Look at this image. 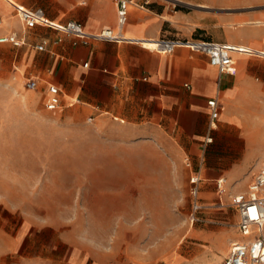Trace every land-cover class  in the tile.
<instances>
[{"label":"rangeland","instance_id":"rangeland-1","mask_svg":"<svg viewBox=\"0 0 264 264\" xmlns=\"http://www.w3.org/2000/svg\"><path fill=\"white\" fill-rule=\"evenodd\" d=\"M13 1L66 19L84 8V0L8 5ZM151 2L146 9L171 20L162 37L168 39L218 40L226 25L250 26L253 16H264V0H216L220 5L211 8L200 6L206 0ZM0 16L7 22L0 34L12 27L22 32L13 8ZM37 32L26 36L35 39ZM263 32L256 38L264 43ZM28 50L0 45V264H213L226 256L238 219L216 182L204 186L207 208L193 223L190 176L198 168H187L186 158L175 162L142 140L134 145L140 156H132L98 130H54L42 98L26 89L30 74L21 77ZM261 151L263 143L243 161L232 151L214 154L229 194L247 190Z\"/></svg>","mask_w":264,"mask_h":264},{"label":"crops","instance_id":"crops-1","mask_svg":"<svg viewBox=\"0 0 264 264\" xmlns=\"http://www.w3.org/2000/svg\"><path fill=\"white\" fill-rule=\"evenodd\" d=\"M3 1L8 8L0 4V12L5 14L13 8L22 32L12 27L0 36L16 32L26 39L24 46L29 47L30 59L22 62L21 77L26 72L30 74L27 81L38 82L34 91L42 98L43 111L51 114L54 130H98L108 141L122 144L120 149L132 156H140L134 145L142 140L154 152L163 153L175 162L189 157L201 174L198 199L203 205L204 186L210 188L223 177L216 168L220 159L214 154L232 151L239 153L242 156L239 160L243 161L264 144V43L256 38L264 29L257 24H264V16L262 19L253 16L250 26L226 25L225 35L211 40L232 44L244 51H260L233 54L236 74L230 75L212 66L205 54L187 47L177 48L172 54L155 51L154 42L167 34V26L171 23L164 13L131 7L129 20L121 28L126 40L90 39L84 44L73 36L42 25L34 28L38 31L37 37L28 39V29L14 6L39 10L57 25L79 22L87 34L95 36L104 28L119 30L117 0H84L83 11L76 18L67 19L50 16L41 7L31 8L16 1L8 5L9 0ZM206 1L200 6L220 5L216 0ZM6 25L7 22L0 29ZM58 37L62 42L56 45L54 40ZM42 40H47L48 44L45 51L40 52L35 46ZM255 70L261 72L259 77ZM50 85L60 90L61 106L55 112L45 107ZM13 92L19 96L17 88ZM212 99L220 106L215 121L211 119L208 106ZM90 118L92 120L88 121ZM209 137L213 139L211 143L207 142ZM263 160L264 151H261L252 163L260 167ZM237 176L234 171L229 180L232 182ZM191 187L190 184V190ZM233 211L236 213L234 219L239 222L237 209ZM202 214L203 211L197 213L199 219ZM240 239L237 231L234 241ZM226 256L218 255L213 264L220 263Z\"/></svg>","mask_w":264,"mask_h":264},{"label":"built area","instance_id":"built-area-1","mask_svg":"<svg viewBox=\"0 0 264 264\" xmlns=\"http://www.w3.org/2000/svg\"><path fill=\"white\" fill-rule=\"evenodd\" d=\"M152 0H117V20L119 30L112 28H104L98 35L92 36L85 32L81 23L69 21L63 25H57L50 22L39 10H29L22 6L15 5V10L20 20L23 22L25 29H34L38 25L53 29L61 34L73 36L74 38L88 44L90 39L103 40L109 42H120L123 39L121 28L124 27L129 20L131 7L138 9H146L152 3ZM4 25L3 19L0 17V27ZM62 38L58 37L54 40V44H60ZM155 51L163 54H172L177 48L187 47L194 52L205 54L209 58L212 66L219 69L221 73L230 75L236 74V63L233 60V54H252V52L241 50L235 45L201 39H168L161 38L155 42ZM10 44L15 47H23L26 44L24 36H20L16 32L0 36V45ZM48 42L42 40L35 47L38 51H45ZM88 64H85L87 66ZM26 88L34 91L38 88L36 80L26 82ZM49 98L45 102L48 111L55 112L61 106L60 90L55 85L48 88ZM211 112V119L215 121L220 113V106L216 99L208 102ZM90 118L88 121H91ZM213 141L212 137L207 139L208 143ZM184 164L190 170L194 169L192 160L187 157ZM202 178L200 171L194 172L190 176L191 190L190 194L193 199V223L200 221L195 215L204 211L207 207L199 202V189ZM216 188L220 196L229 197L230 205L238 211L239 222L237 231L242 237L230 243L228 255L218 264H264V160L262 161L258 171L254 174L253 180L248 184L246 191L229 194L227 190V179L221 177L216 180ZM221 205L223 201L221 200Z\"/></svg>","mask_w":264,"mask_h":264},{"label":"bare ground","instance_id":"bare-ground-1","mask_svg":"<svg viewBox=\"0 0 264 264\" xmlns=\"http://www.w3.org/2000/svg\"><path fill=\"white\" fill-rule=\"evenodd\" d=\"M157 219H158V217H157Z\"/></svg>","mask_w":264,"mask_h":264}]
</instances>
